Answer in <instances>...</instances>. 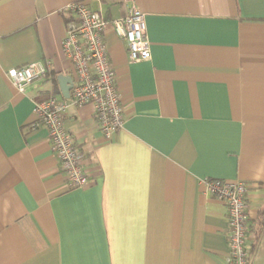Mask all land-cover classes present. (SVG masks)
<instances>
[{"label":"crops","instance_id":"0c3cea01","mask_svg":"<svg viewBox=\"0 0 264 264\" xmlns=\"http://www.w3.org/2000/svg\"><path fill=\"white\" fill-rule=\"evenodd\" d=\"M74 1L0 0V264H228L227 207L205 177L247 184L249 264H264V0H134L150 58L129 61L107 27L124 121L105 139L90 103L69 106L87 173L70 188L33 108L75 80ZM39 60L45 77L18 92L6 71Z\"/></svg>","mask_w":264,"mask_h":264},{"label":"built area","instance_id":"2783aa9c","mask_svg":"<svg viewBox=\"0 0 264 264\" xmlns=\"http://www.w3.org/2000/svg\"><path fill=\"white\" fill-rule=\"evenodd\" d=\"M126 12L117 18H106L98 10L91 9L84 1L69 3L66 9L72 14L67 24L62 50L75 72L68 97L54 95L33 108L35 125L47 129L50 149L59 162L68 185L79 188L86 184L87 173L83 169V153L72 139L63 121L70 105L90 103L94 121L101 135L110 139L124 121V109L115 84V72L107 55L105 30L112 27L115 35L126 43L129 61L148 60L150 45L146 37L145 14L134 0H120ZM46 64L36 61L6 71L18 92H24L31 82L42 79ZM203 192L227 207L228 264H249L250 248L247 246L249 227V203L247 184L239 179L227 180L205 177L200 179Z\"/></svg>","mask_w":264,"mask_h":264},{"label":"water","instance_id":"95a60500","mask_svg":"<svg viewBox=\"0 0 264 264\" xmlns=\"http://www.w3.org/2000/svg\"><path fill=\"white\" fill-rule=\"evenodd\" d=\"M71 84H72V81H70L69 84L67 86H65L63 89L64 90L63 92L65 93L64 94L65 97L69 96V90L71 89V86H70Z\"/></svg>","mask_w":264,"mask_h":264},{"label":"trees","instance_id":"16d2710c","mask_svg":"<svg viewBox=\"0 0 264 264\" xmlns=\"http://www.w3.org/2000/svg\"><path fill=\"white\" fill-rule=\"evenodd\" d=\"M252 248H250V250H251Z\"/></svg>","mask_w":264,"mask_h":264}]
</instances>
